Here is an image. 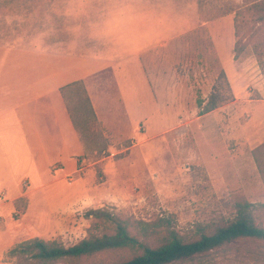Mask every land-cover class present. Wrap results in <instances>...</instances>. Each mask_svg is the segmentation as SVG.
Returning a JSON list of instances; mask_svg holds the SVG:
<instances>
[{
	"label": "rangeland",
	"instance_id": "1",
	"mask_svg": "<svg viewBox=\"0 0 264 264\" xmlns=\"http://www.w3.org/2000/svg\"><path fill=\"white\" fill-rule=\"evenodd\" d=\"M260 1L124 0L136 10L139 30L148 39L130 48L105 40L92 54L87 32L102 25L111 0H0L1 28L3 16H9L15 28L46 34L40 43L51 42L54 54L79 42L78 61L84 64L79 70L102 91L90 92L96 117L81 84L64 92L84 145L80 175L97 190L93 207L80 219L89 210H104L127 222L133 233H139L140 222L162 220L191 238L232 216L228 200L264 204V176L253 155L264 143V71L249 45L237 61L244 75L234 93L224 72L229 60L222 64L216 55L222 43V56L233 58L234 10ZM250 30L259 31L253 41L264 40L263 24L253 23ZM209 98L216 108L205 114ZM138 105L140 113L134 111ZM255 214L264 227V208ZM85 220L60 234L53 229L52 239L43 240L69 246L90 231L113 230L98 219ZM132 255L120 249L60 264H114ZM22 259L7 260L23 264ZM174 264H264V241L240 240Z\"/></svg>",
	"mask_w": 264,
	"mask_h": 264
},
{
	"label": "crops",
	"instance_id": "2",
	"mask_svg": "<svg viewBox=\"0 0 264 264\" xmlns=\"http://www.w3.org/2000/svg\"><path fill=\"white\" fill-rule=\"evenodd\" d=\"M9 18L3 16L0 27V264H12L4 254L17 244L52 239L53 229L60 234L86 221L76 215L93 207L97 190L80 175L84 145L64 92L81 84L95 111L91 89L102 92L79 70L84 67L78 61L79 42L66 43L67 49L54 54L51 42L40 43L46 34L15 28ZM217 49L222 64L229 60L224 72L236 93L243 64L234 53L222 56V43ZM169 99L176 100L174 90ZM123 103L127 110V99ZM134 111L140 113L139 105Z\"/></svg>",
	"mask_w": 264,
	"mask_h": 264
},
{
	"label": "trees",
	"instance_id": "3",
	"mask_svg": "<svg viewBox=\"0 0 264 264\" xmlns=\"http://www.w3.org/2000/svg\"><path fill=\"white\" fill-rule=\"evenodd\" d=\"M234 12V59L239 61L244 58L247 48L251 45L264 71V40L253 41L259 31H249L253 23L264 25V0L240 6ZM86 98L93 116L96 117L87 94ZM215 108L213 100H209L203 111L208 113ZM253 155L264 176V143L254 149ZM225 205L232 216L224 224L213 230H201L191 238L181 236L170 222L162 220L154 223L140 222L142 228L139 233H133L127 222L114 218L109 212L89 210L84 213L83 219H98L112 226L113 230L100 234L90 231L87 237L69 246L62 241L31 238L7 251L4 259L22 257L23 264H60L64 261L92 258L106 251L129 249L133 251V255L114 264H174L192 261L240 240L264 241V227L258 224L255 214L259 207L264 208V204L257 205L245 199L233 198L225 202ZM76 217H80V214ZM98 227L99 223L95 230Z\"/></svg>",
	"mask_w": 264,
	"mask_h": 264
},
{
	"label": "clouds",
	"instance_id": "4",
	"mask_svg": "<svg viewBox=\"0 0 264 264\" xmlns=\"http://www.w3.org/2000/svg\"><path fill=\"white\" fill-rule=\"evenodd\" d=\"M135 11L124 0H111L102 25H91L87 32V38L93 45L90 48L92 54H95V44L105 40L121 48H130L139 41L147 40L146 33L139 30Z\"/></svg>",
	"mask_w": 264,
	"mask_h": 264
}]
</instances>
